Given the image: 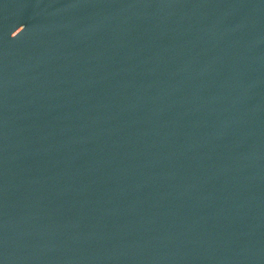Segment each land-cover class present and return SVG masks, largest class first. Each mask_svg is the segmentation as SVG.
<instances>
[{
	"label": "water",
	"instance_id": "95a60500",
	"mask_svg": "<svg viewBox=\"0 0 264 264\" xmlns=\"http://www.w3.org/2000/svg\"><path fill=\"white\" fill-rule=\"evenodd\" d=\"M0 264H264V0H0Z\"/></svg>",
	"mask_w": 264,
	"mask_h": 264
}]
</instances>
